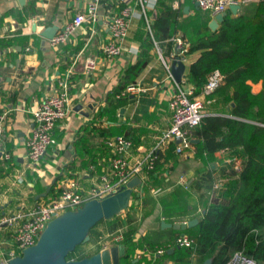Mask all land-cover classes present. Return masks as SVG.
I'll use <instances>...</instances> for the list:
<instances>
[{"label": "crops", "instance_id": "obj_1", "mask_svg": "<svg viewBox=\"0 0 264 264\" xmlns=\"http://www.w3.org/2000/svg\"><path fill=\"white\" fill-rule=\"evenodd\" d=\"M87 2L0 0V114L4 115L0 150L9 156L5 159L0 155V220L22 205L45 200L68 180L76 182L83 190L90 188L108 171V140L117 136L129 139L133 144L131 158L136 159L152 146L157 135L168 126V102L175 81L171 74L169 78L162 60L170 69L176 56L175 48H178L176 40L182 41L181 32L176 38H161L158 35L157 40L153 39L152 29L148 32L139 10L131 3L134 16L122 43V54L107 60L100 52V46L110 36L105 22L112 15L118 14L124 5L122 0H104L97 9L96 23L82 24L66 44L57 48L50 47L46 37L54 36L78 13L83 12ZM164 7L182 12L180 22L198 13L213 19L210 14L199 11L191 0H183L178 5H174L172 0H155L149 12L151 28L155 16ZM148 38L152 40L150 47L146 45ZM170 40L174 42L172 58L164 54V45ZM197 57L198 53L184 57L185 79ZM87 60L94 62V68L85 74ZM136 64L140 69L131 74L130 83L124 84L125 72ZM68 71V93L71 99L68 115L56 123L52 132V145L40 165L35 170H27L24 146L33 128L31 113L43 98L56 89L57 82ZM129 84L138 85L142 91L116 98ZM250 86L253 93L260 92L262 88L261 83H250ZM222 91L220 89L214 94V101L207 108L210 115L223 114L225 96ZM232 91L233 88L229 87L228 95ZM122 98L126 100L120 106L119 100ZM197 142L193 140L191 148L182 155L174 153V144L158 155L153 179L152 176L147 179L149 195L152 196L150 191L153 188L158 189L160 195H169L174 191L172 187L182 183L183 188L188 190L187 186L207 164L218 168L225 163L228 156L224 152L206 156L207 160H203V156L197 152L198 148L194 146ZM226 182V179L218 180L209 201L217 198V189ZM136 189L138 187L133 190L128 209L121 213L122 217L120 215L123 223L129 221L134 226L135 221L130 215L140 214L146 196L143 190L142 195H139ZM189 195V208L193 207L197 213L203 212V206L197 201L196 195ZM134 202L141 203L134 205ZM158 211V208L152 209L150 213L156 215L151 220L148 217L147 224L140 227L136 225L133 247L129 252L124 247L127 256L124 260L120 259V264H203L202 261L189 258L175 246L173 229L161 227L164 219ZM183 223L186 222L174 224ZM101 228L103 238H107L108 233L104 232L106 228L102 225ZM9 241L8 232L1 228L0 252L8 250ZM95 245H100L98 250H101L118 243L102 246L99 241H95L92 247ZM158 251L161 253L158 254Z\"/></svg>", "mask_w": 264, "mask_h": 264}, {"label": "trees", "instance_id": "obj_2", "mask_svg": "<svg viewBox=\"0 0 264 264\" xmlns=\"http://www.w3.org/2000/svg\"><path fill=\"white\" fill-rule=\"evenodd\" d=\"M181 16L182 12L164 7L154 18L153 39L157 40L158 35L176 38L181 32L180 39L188 45L186 55L198 53L186 74V82L196 89V94L211 72L219 71L224 76L220 88L226 101L223 114L203 117L189 137L191 141H198L194 146L203 160L218 152L228 157L221 167L212 168L207 164L187 186L188 190L182 187L172 191L166 197L168 207L160 216L168 224L198 218V223L189 229L173 230L174 244L181 235L193 240L191 248L177 246L189 258L203 264L206 260L210 264H227L234 254L241 253L256 264H264V0L240 3L237 14L227 15L215 31L208 27L211 19L206 14L198 13L183 22L179 21ZM147 42L150 47L151 38ZM173 50L174 42L170 40L164 45V54L172 58ZM138 69L136 64L125 72L124 84ZM250 83H261L260 92L253 93ZM229 87L233 91L228 95ZM125 100L120 99L119 105ZM230 158L239 160L238 170L228 162ZM156 168L157 162L154 172ZM220 179L227 182L217 189V198L209 201ZM143 186L146 196L142 204L147 205L150 203L147 181ZM191 193L203 206V212L189 208ZM100 225L106 228L107 238L97 231ZM136 230V226L129 221L123 223L117 215L96 224L89 232V241L94 239L102 246L122 244L129 252ZM116 236L121 238L114 241ZM74 254L75 251L69 254L67 260ZM90 256L75 255L74 260Z\"/></svg>", "mask_w": 264, "mask_h": 264}, {"label": "built area", "instance_id": "obj_3", "mask_svg": "<svg viewBox=\"0 0 264 264\" xmlns=\"http://www.w3.org/2000/svg\"><path fill=\"white\" fill-rule=\"evenodd\" d=\"M104 0H88L83 12L78 13L72 21L66 23L48 42L50 47L57 48L68 42L72 33L84 23H96L98 21L97 9ZM183 0H172L178 5ZM198 5V9L215 16L225 13L231 6L247 3L254 0H191ZM124 8L118 14L112 15L106 20L109 31V40L100 46L102 56L111 60L122 54V43L125 40L134 9L131 3L139 10V14L146 24L148 32H151L150 9L155 0H122ZM177 47L181 49L179 55L182 59L186 56L188 45L176 40ZM166 72L170 76L169 66L162 60ZM94 68V62L87 60L84 66L85 74ZM70 71L57 82L56 89L43 98L32 111L33 128L25 141V168L35 170L47 154L52 145V132L57 122L64 120L70 109V96L68 93ZM224 76L219 71H213L207 76L206 83L196 94V89L182 79L180 83H174V89L168 102L169 119L168 126L155 138L152 146L144 152L140 158H131L132 142L122 136L114 137L106 142L110 159L108 171L88 189H81L76 182L68 180L65 185L56 189L55 194L45 200L29 205H22L18 210L0 220V229L4 228L10 241L8 250L0 252V264L8 262L20 256L21 253L36 244L40 234L47 224L55 217L68 211H76L86 202L101 201L109 195L119 193L125 189L126 184L135 177L140 180L137 192L142 195V186L154 172L158 155L174 144V153L182 155L189 150L192 141L189 137L192 129L200 124L203 117L210 115L207 108L211 97L223 86ZM142 90L138 85L129 84L116 95V98L128 94H138ZM4 115L0 114V133ZM5 159L8 154L1 152ZM235 170L239 169V160L230 158ZM137 188V187H136ZM152 193H159L158 189H151ZM139 197V196H138ZM132 198V197H131ZM140 198V197H139ZM1 207V206H0ZM121 237L116 236L115 240ZM175 245L179 248H191L193 240L181 235L176 238ZM1 247V242H0ZM161 251H158L160 254ZM227 264H256L252 259L244 257L241 253L232 256Z\"/></svg>", "mask_w": 264, "mask_h": 264}, {"label": "water", "instance_id": "obj_4", "mask_svg": "<svg viewBox=\"0 0 264 264\" xmlns=\"http://www.w3.org/2000/svg\"><path fill=\"white\" fill-rule=\"evenodd\" d=\"M195 6L198 8L197 4ZM239 9V5L231 6L227 12L215 16L208 27L215 31L227 15H235ZM55 30L57 31V28ZM52 37L53 35L46 38L50 40ZM179 52L180 49L175 48L176 56L170 68V74L176 83H180L185 77V66L183 59L178 55ZM139 185L140 180L135 177L121 192L109 195L101 201L86 202L76 211H68L55 217L47 224L36 244L25 249L8 264H120V259L125 255L124 246L121 244L105 247L90 257L79 260H67V257L77 247L89 242V232L96 224L102 220H111L126 210L130 205L133 190ZM197 223L196 219H192L183 224L163 223L161 227L186 230ZM204 263L210 264L211 261L206 260Z\"/></svg>", "mask_w": 264, "mask_h": 264}, {"label": "rangeland", "instance_id": "obj_5", "mask_svg": "<svg viewBox=\"0 0 264 264\" xmlns=\"http://www.w3.org/2000/svg\"><path fill=\"white\" fill-rule=\"evenodd\" d=\"M257 2V1H256ZM247 3H252V2H247ZM213 99V100H212ZM214 101V95L211 97V99H210V103H209V106L211 105V103ZM224 104H226V101H224ZM201 159V158H200ZM202 160V159H201ZM175 162V161H174ZM210 162V161H209ZM176 164H177V162H176ZM175 173H178V172H176L175 171ZM178 175V174H177ZM176 177V176H175ZM172 179H174V177L172 178ZM155 186V185H154ZM153 186V187H154ZM183 187V183H182V185H179V186H177V187H172L173 188V190H176V189H178V188H182ZM156 188H153V190H155ZM211 193H213V192H211ZM150 194H152V196L151 195H149V197L147 198V200H148V202H150L149 204H147V205H143V207H142V210H141V212H140V214H138V213H133V215L131 214L130 215V218L132 219V220H134L135 221V224L136 225H138L139 224V227L140 226H142V225H145V224H147V218L148 217H151L150 218V220L151 219H153L154 218V216L156 215V213H154V214H152V213H150L151 211H152V209L154 210V208H158L159 209V213H160V215L162 214V212H163V210L164 209H166L167 207H168V205H167V201H166V197L168 196V195H166V193H163V194H161L160 195V193L158 194H155V193H152L151 191H150ZM185 197H187V196H185ZM133 199H134V197H133ZM138 202V201H137ZM153 202H156L155 203V207H154V205H153ZM135 203L136 202H134L133 204L135 205ZM141 203V202H140ZM140 203H136V204H138V205H140ZM132 205V204H131ZM167 205V206H166ZM171 208V207H170ZM128 209V208H127ZM126 209V210H127ZM161 210V211H160ZM125 211V210H124ZM123 211V212H124ZM157 212V213H158ZM119 215H121V213L119 214ZM121 217H122V215H121ZM120 217V218H121ZM157 218H159V216L157 215ZM149 220V219H148ZM135 225V226H136ZM101 225L100 226H98L97 227V231H101ZM95 243V240L94 239H92L91 241H89L88 243H86V244H84V245H82V246H79L78 248H76V250H75V254L69 259V260H74V257H75V255H90V254H92V253H94V252H96V251H100V250H98V249H100L101 248V246L100 245H95V247H92V245Z\"/></svg>", "mask_w": 264, "mask_h": 264}]
</instances>
